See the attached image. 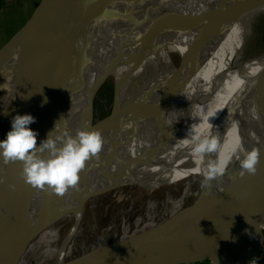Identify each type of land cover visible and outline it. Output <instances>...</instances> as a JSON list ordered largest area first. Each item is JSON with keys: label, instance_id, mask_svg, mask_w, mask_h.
<instances>
[{"label": "bare ground", "instance_id": "obj_1", "mask_svg": "<svg viewBox=\"0 0 264 264\" xmlns=\"http://www.w3.org/2000/svg\"><path fill=\"white\" fill-rule=\"evenodd\" d=\"M113 1L107 0L108 6ZM231 2L192 0L180 9L176 17L168 19L167 29H159L155 25L136 27L129 16L132 14L134 19H140L141 9L130 7L120 15L125 16L122 20H114L112 26L111 22L109 27L104 26L93 32L99 40L104 36L106 42L96 52L82 58L75 74L69 105L64 102L62 90L56 91L50 128L53 130L57 123L60 124L68 109L98 85L113 57L114 64L119 60V117L112 115L87 128L99 130L104 145L98 158L90 160L81 172L80 190L73 207L66 211L73 217L62 238L58 264H65L68 245L84 216L86 201L93 194L136 186L139 188L137 196L142 197L160 186L177 183L192 175L205 176L209 162L226 159L239 141L241 151L226 163L222 174L208 181L205 192L207 200L242 169L240 160L247 151L261 147L264 135V57L238 71L227 69L225 38L237 15V8ZM222 6H227V10L212 27L202 28L194 22L216 13ZM57 17L58 31L49 52L68 25L65 5ZM172 28H179L185 45L180 71L170 67L173 60L163 43L164 31ZM93 68L97 71L93 82L85 85L84 81L89 78ZM174 75L178 76L176 87H173ZM20 80L0 88V140L6 136L4 116ZM209 116L211 124L208 123ZM189 130L216 136L219 140L218 150L203 157L194 155L191 136H187ZM0 175L1 223L13 205L16 194L10 171L3 169ZM242 189L232 190L222 203L206 215L179 223L147 257L134 260L136 249L130 247L120 254H111L102 264H167L197 229L216 221L235 202ZM130 195L134 196V193ZM129 197L121 195L119 200ZM244 212L245 206L241 222ZM244 235L245 227L241 228L240 224L238 246L228 264L236 255ZM4 264H9V260Z\"/></svg>", "mask_w": 264, "mask_h": 264}, {"label": "rangeland", "instance_id": "obj_2", "mask_svg": "<svg viewBox=\"0 0 264 264\" xmlns=\"http://www.w3.org/2000/svg\"><path fill=\"white\" fill-rule=\"evenodd\" d=\"M135 1L137 0H114L108 6H111L109 14L100 24L103 26L97 29L113 22V18L120 16ZM57 3V0H0V88L20 80L37 62L47 56L51 46L49 39L44 48V51L48 50V52L45 53L40 44L25 45L33 29L24 42L16 49L15 46L37 21L46 15L41 22L47 18L53 20L61 12L65 0H60L56 12L49 14ZM231 4L237 8V15L225 38V65H228V70L234 68L238 71L257 63L264 57V0H232ZM58 26L54 28V33L58 31ZM179 34V28H172L163 33V43L173 60L171 68L180 66L185 48ZM41 52L42 56L37 59ZM113 58L98 85L90 93L82 95L77 104L68 109L64 126L70 134H76L82 128L98 124L111 116L115 110L114 115L119 117L116 88L119 60L114 64ZM96 73V69L93 68L84 84L92 83ZM205 180L206 177L203 175H192L177 183L160 186L142 197L137 196L139 188L136 186H127V189L123 186L118 188V191L114 188L93 194L89 198L92 201L89 199L86 201L84 216L68 245L65 262L88 264L101 259L111 250L141 241L158 225L166 226L183 212L203 203L206 200L205 192L208 186ZM249 191L250 187H243L235 202L226 209L228 212L225 210L216 221L197 229L167 264H221V262L228 264L238 246L240 224L241 228L245 227V212L242 222L241 215L246 204L244 199L248 197ZM132 193L134 196L130 195ZM121 195L130 197L121 201L119 200ZM177 203L180 204L179 207L176 206ZM56 216L59 217L52 218L40 236L17 257V264L58 263L62 238L73 216L70 213ZM231 216H236V219H232ZM225 224L231 228L229 246L227 242L221 246L216 238ZM153 233L152 238L158 236L160 232ZM197 240L199 242L204 240L207 245L195 246ZM130 247L135 248L127 246L118 254L131 249ZM263 261L264 252L259 264H264Z\"/></svg>", "mask_w": 264, "mask_h": 264}, {"label": "water", "instance_id": "obj_3", "mask_svg": "<svg viewBox=\"0 0 264 264\" xmlns=\"http://www.w3.org/2000/svg\"><path fill=\"white\" fill-rule=\"evenodd\" d=\"M59 1L57 0V5L49 14L56 12ZM191 1L137 0L131 4V7L141 9L142 17L134 19L131 14L129 18L136 27L146 28L155 25L156 28L167 29L169 28L168 19L172 16L176 17L180 9L186 7ZM110 7H108L107 0H65V11L69 19L68 25L55 40L47 56L37 62L17 83V92L9 101V110L4 116L5 135L10 131L11 121L17 114H30L36 118V122L30 127L39 132L37 143L46 138L47 133L52 130L50 120L53 97L56 91L62 90L64 102L69 105L75 74L81 65L82 58L89 53L96 52L97 48L106 42L104 36H101L102 38L99 40L93 32L98 27L103 26L100 24L109 14ZM226 10L227 6H222L216 13L209 14L203 20L194 22L201 25L202 28L212 27L221 19ZM124 17V15L118 16L112 21L122 20ZM44 18L37 21L25 33L15 49L25 41L28 33ZM147 21L148 25L146 24ZM112 24L113 22L111 26ZM106 26L109 27V25ZM104 32L105 30L102 33ZM182 66L183 63L181 62L179 67H175L176 71H180ZM177 77L172 78L173 87L177 85ZM45 99L47 100L46 103ZM65 122L66 116L62 118L60 124L63 126ZM260 149V163L257 165L255 175L244 174V170L240 169L227 184L205 202L183 212L166 226L164 224L158 225L154 231H149L141 241L127 244V246H134L136 249L134 260L147 257L154 247L167 238L165 235L169 234V231L182 221L204 216L212 208L222 203L232 190L239 187H250L249 195L244 199L246 201L244 240L230 264H258L264 252V135ZM3 169L9 170L11 173L16 199L0 223V264H4L7 259L9 264H17V257L40 236L46 229L48 222L54 217H59L56 215H64L73 207L80 190L81 173L80 180L75 187H71L62 195H58L46 186L41 188L25 183L21 177L22 166L20 162L0 161V174ZM231 218L236 219V216H231ZM155 231L160 233L152 238V233ZM230 232V226L225 224L216 237L221 246L226 242L227 246L231 244ZM206 245L207 242L204 240L200 242L197 240L195 244L198 247H205ZM127 246L111 250L101 259L88 264H102L111 254L116 255ZM65 264H68L67 261ZM221 264L227 263L221 262Z\"/></svg>", "mask_w": 264, "mask_h": 264}, {"label": "clouds", "instance_id": "obj_4", "mask_svg": "<svg viewBox=\"0 0 264 264\" xmlns=\"http://www.w3.org/2000/svg\"><path fill=\"white\" fill-rule=\"evenodd\" d=\"M209 118L211 116L208 117V123L211 124ZM35 122L36 118L30 114H17L12 119L10 131L0 140V161L20 162L21 177L25 183L41 188L46 186L53 193L62 195L78 184L80 173L88 162L98 158L104 145L102 133L99 130L82 128L73 136L64 125L57 123L55 128L47 133L46 138L37 143L39 132L30 127ZM188 135L194 145L192 151L198 157L216 152L219 148V140L214 135H203L199 131L191 130ZM240 151L237 141L226 159L210 161L205 170V184L222 174L226 163ZM260 155V148L246 152L240 160L244 174H256ZM176 206L179 207L180 204L177 203Z\"/></svg>", "mask_w": 264, "mask_h": 264}, {"label": "crops", "instance_id": "obj_5", "mask_svg": "<svg viewBox=\"0 0 264 264\" xmlns=\"http://www.w3.org/2000/svg\"><path fill=\"white\" fill-rule=\"evenodd\" d=\"M61 11V10H60ZM59 16V15H58ZM58 17L50 20L46 19L43 22H41L35 29H33L30 34L28 35V38L26 39L25 45H31V44H40L42 46V50L44 51V48L46 46V42L49 39V43L52 44L54 36L56 33H54V28L58 26ZM48 52V50L44 51L43 53ZM41 52L40 56L37 59H40V57L43 54ZM27 55V52H26Z\"/></svg>", "mask_w": 264, "mask_h": 264}, {"label": "built area", "instance_id": "obj_6", "mask_svg": "<svg viewBox=\"0 0 264 264\" xmlns=\"http://www.w3.org/2000/svg\"><path fill=\"white\" fill-rule=\"evenodd\" d=\"M260 262V261H259ZM259 264V263H258Z\"/></svg>", "mask_w": 264, "mask_h": 264}, {"label": "trees", "instance_id": "obj_7", "mask_svg": "<svg viewBox=\"0 0 264 264\" xmlns=\"http://www.w3.org/2000/svg\"><path fill=\"white\" fill-rule=\"evenodd\" d=\"M264 262V261H263Z\"/></svg>", "mask_w": 264, "mask_h": 264}]
</instances>
